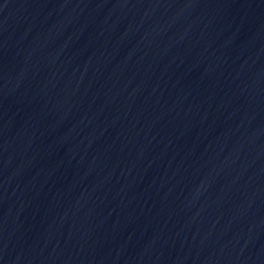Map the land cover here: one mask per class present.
I'll return each mask as SVG.
<instances>
[{
	"label": "water",
	"instance_id": "water-1",
	"mask_svg": "<svg viewBox=\"0 0 264 264\" xmlns=\"http://www.w3.org/2000/svg\"><path fill=\"white\" fill-rule=\"evenodd\" d=\"M0 264H264V0H0Z\"/></svg>",
	"mask_w": 264,
	"mask_h": 264
}]
</instances>
